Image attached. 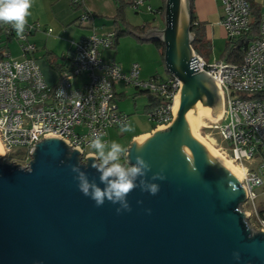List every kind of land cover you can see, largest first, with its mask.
Listing matches in <instances>:
<instances>
[{
	"label": "water",
	"instance_id": "1",
	"mask_svg": "<svg viewBox=\"0 0 264 264\" xmlns=\"http://www.w3.org/2000/svg\"><path fill=\"white\" fill-rule=\"evenodd\" d=\"M190 20L189 0H165L162 27L133 33L163 43L164 70L181 83L172 120L126 147L132 163H150L149 180L163 170L160 191L137 188L118 214L78 190L72 165L104 187L95 157L81 160L60 138L39 140L27 167L0 156V264H264V230L252 232L240 207L242 177L188 132V114L221 108L214 79L196 71Z\"/></svg>",
	"mask_w": 264,
	"mask_h": 264
},
{
	"label": "built area",
	"instance_id": "2",
	"mask_svg": "<svg viewBox=\"0 0 264 264\" xmlns=\"http://www.w3.org/2000/svg\"><path fill=\"white\" fill-rule=\"evenodd\" d=\"M143 0H131L137 8ZM75 3V1H74ZM223 26L226 38L245 33L250 26L252 6L249 0H221ZM78 24L92 23L93 15L82 10ZM38 23L27 22L22 37L11 25L0 23L6 37L16 38L21 58L6 54L0 58V146L1 158L12 164L27 167L35 144L45 137H57L70 148L79 150L81 160L91 155L84 151L93 132L106 133L109 128L124 125L128 115L117 109L114 87L117 82L152 93L158 103L146 111L152 124L166 126L173 118L172 104L179 93L180 81L174 76L141 78L140 67L134 62L127 72L101 52L112 46V33L89 34L77 41L64 55L65 61L55 83L43 77L33 53L36 50L29 36L39 30ZM51 31L46 29V33ZM197 72L210 75L221 98L220 115L212 120L211 129L220 141L219 149L242 170L241 183L246 192L245 201L254 206L255 187L264 190V13L258 18V36L243 49L239 63L221 59L207 62L193 48ZM85 80L77 81L80 76ZM62 91L63 94H60ZM259 96L253 97L252 95ZM22 149L20 164L9 157ZM249 161L253 166L246 167ZM244 201V202H245ZM255 208V207H254ZM256 213V209H255ZM264 230V220L259 219Z\"/></svg>",
	"mask_w": 264,
	"mask_h": 264
},
{
	"label": "crops",
	"instance_id": "3",
	"mask_svg": "<svg viewBox=\"0 0 264 264\" xmlns=\"http://www.w3.org/2000/svg\"><path fill=\"white\" fill-rule=\"evenodd\" d=\"M77 3L79 6L74 8L72 3ZM251 6L253 7V13H257L260 15L264 13V0H249ZM116 6L117 0H33V6L31 8V15L28 17L27 22L29 23H38L39 30L35 33L40 35H51V37L58 39V43L53 44L54 46L50 49H46V51L41 55L42 57L36 59L37 64L39 65L43 77L47 83L52 84L55 83L59 77L58 67L61 64V68L63 66V62L65 61L64 55L72 48L70 41H77L80 38L87 36L89 34L95 33L98 35H106L113 34V30L116 27V24L113 20V17L116 15ZM162 0H143V2L137 7L132 8L129 4L124 8V16L128 23L131 25L142 26L145 23H150L153 28H160L158 24V16L162 17ZM85 10L88 13L93 15L92 23L78 24L77 19L80 15L81 11ZM193 11L195 14L196 21L200 23L202 26L205 39L210 43L212 47V43L215 41L221 40L223 43V47L226 42V35L223 26L220 24V19L222 17V6L221 0H193ZM253 14L251 15V20L253 18ZM163 19V17H162ZM50 28L51 31L46 33V29ZM152 29V28H151ZM146 33V32H145ZM144 34V33H143ZM141 35V34H139ZM127 36H132L134 43L133 47L138 49H142V46H150L149 48H154L152 50V57L149 59H144L142 57L134 58V60H125L123 58L116 57V51L120 42L126 38ZM62 37H68L62 38ZM136 37L133 34H124L119 38V41L115 48L113 49V54H111L108 59L114 60L117 62L122 71L127 72L130 65L134 62L138 63L140 67L139 76L141 78H147L150 76H159L161 78H165L169 76V74L164 70L165 76H161L159 71L157 70V66L160 64L163 65L159 48L151 43L148 40L141 39ZM34 43V42H33ZM66 43V44H65ZM151 45H148V44ZM65 44L64 48L59 49L60 53H57V46H61ZM144 44V45H140ZM35 45V43H34ZM152 46V47H151ZM36 47V45H35ZM221 48V50L223 49ZM155 50V51H154ZM220 50V52H221ZM65 51V52H64ZM103 52H101L103 57ZM219 52V54H220ZM49 53V54H47ZM159 59V60H158ZM220 57L213 59L212 61L219 60ZM55 61L53 64L52 61ZM205 60V59H204ZM207 61V60H206ZM209 61V62H212ZM208 62V61H207ZM48 73V74H47ZM77 81L85 80V76H80L76 79ZM120 85V87H119ZM128 86V85H127ZM126 85L122 82H117L114 87L115 93V104L117 109L122 112V110L118 107V100L123 98L127 93L125 92ZM135 94V91L132 94ZM141 95V94H140ZM144 95V94H143ZM146 97V101L143 104V114L145 115V104L148 102V98ZM135 102V100H133ZM128 115V120L124 124V126L131 125L132 128L125 132L126 137L124 138V147L129 146V142L133 136H137L142 133H150L153 130L152 124L146 120V122L140 121L139 115H134L130 117L132 114L126 113ZM117 128V127H112ZM109 128L106 133L112 129ZM105 133V135H106ZM104 135V136H105ZM124 135V132H123ZM103 136V139H104ZM92 155L93 152H88Z\"/></svg>",
	"mask_w": 264,
	"mask_h": 264
},
{
	"label": "clouds",
	"instance_id": "4",
	"mask_svg": "<svg viewBox=\"0 0 264 264\" xmlns=\"http://www.w3.org/2000/svg\"><path fill=\"white\" fill-rule=\"evenodd\" d=\"M32 6L33 0H0V23L11 25L16 35L22 37ZM59 93L63 94L62 91ZM120 130L127 132L130 129L122 125ZM104 135L102 132H93L89 142V147L94 150L92 155L95 157L91 167L99 173L100 184L104 187L97 184L95 179L90 180L79 165H72L71 171L75 173L74 179L77 181L78 190L94 201L95 206L101 207L108 201L119 205L116 209L118 214L122 211L130 212L131 206L127 197L131 192L139 188L142 192L156 195L160 191V185L153 181H162L166 177L161 170L153 173L149 180L147 177L151 172L150 163L141 155H136L135 162L132 163L129 159V149L116 141H105ZM143 146V142L137 145V151H141ZM233 255L239 259V253Z\"/></svg>",
	"mask_w": 264,
	"mask_h": 264
},
{
	"label": "rangeland",
	"instance_id": "5",
	"mask_svg": "<svg viewBox=\"0 0 264 264\" xmlns=\"http://www.w3.org/2000/svg\"><path fill=\"white\" fill-rule=\"evenodd\" d=\"M158 20V24L160 26L163 25V21H162V17L158 16V18L156 19ZM62 38H67L68 37H62ZM29 41L30 42H34L36 45V50L33 53V56L36 57L37 59L41 58L42 54L46 51V49H50L51 47H53L55 43H58V39L56 40L55 38L51 37V35H40L39 33L34 34V35H30L29 36ZM133 37L132 36H127L126 38H124L120 44L118 45L117 51H116V57L117 58H123L125 60H134L136 61L137 59H134L136 57L140 58H144L149 59L152 57V50L154 48H149L148 47H144L142 49H138L136 47H133ZM66 44V43H65ZM65 44L61 45V46H57V53H60L61 48L65 47ZM148 44V43H147ZM140 45H144V44H140ZM151 45V44H148ZM152 47V46H151ZM223 47V43L221 42V40L219 41H215L212 43V47H211V51L208 55L204 56L205 60L212 61L213 59L217 58L219 56V52L221 50V48ZM7 51V50H6ZM155 51V50H154ZM65 52V51H64ZM113 49L109 48V49H105L103 52V58L104 59H108L107 57H109L111 54H113ZM8 55L11 58H21V51H20V45L18 40L14 37L12 38L9 43H8ZM159 60V59H158ZM157 70L159 71L161 76H165V72L163 71V65L160 64V60H159V65L157 66ZM48 74V73H47ZM120 87V85H119ZM135 91V88L133 86L130 85H126L125 87V92L127 93L123 98H121L120 100H118V107L120 110H122V112L124 113H132L129 116L132 117L135 114L140 116V121L142 122H146L147 118L144 116L143 114V104L146 101V97L143 94H137L135 96H133V92ZM135 100V102L133 101ZM214 112L220 111L218 110H214ZM212 120L207 119L206 117H198L197 118V126L198 127V131L200 133V136L203 140V142L211 145L212 147L218 149L221 153L222 151L219 149L220 146V141L218 136L215 134V131H213L210 127V125L212 124ZM129 128H132V126L130 125ZM121 126L117 127V128H112L110 129L106 135L104 136V140L111 142V141H116L118 143H121L124 146V138L126 137V133L121 132ZM84 151L86 153L88 152H93L94 150H92L89 145H87L84 148ZM13 156L16 157H9L10 159L15 160L16 162H19L20 164H27V161H23L20 158H18L20 155L23 154V150L22 149H17L16 151H14ZM224 154V153H223ZM226 156V155H225ZM227 157V156H226ZM123 162V158L122 161ZM243 165L246 167H251L253 166V163H249V161H245L243 162ZM253 191L256 193V198L254 201V206L252 204H249L248 202H244L241 203V209L242 211L245 212L246 214V222L249 226V229L252 232L257 231L258 229H260V227L262 226V224L260 223L259 219L256 216L255 213V208L257 207V205L260 203V201L264 200V190H262L260 187H255L253 189Z\"/></svg>",
	"mask_w": 264,
	"mask_h": 264
},
{
	"label": "trees",
	"instance_id": "6",
	"mask_svg": "<svg viewBox=\"0 0 264 264\" xmlns=\"http://www.w3.org/2000/svg\"><path fill=\"white\" fill-rule=\"evenodd\" d=\"M164 1L165 0H162V6H161L162 17H163V11H164ZM130 3H131V0H117L116 15L113 17L116 27L114 28L113 34H112L111 48H115V46L117 45L119 41V38L123 36L124 34H133V33L143 34L147 32L149 29L154 27L150 23H145L142 26L131 25L130 23H128L124 16V8L126 7L127 4L130 5ZM72 4L74 8H77L79 6V4L77 3H72ZM189 9H190V16H191L190 31L193 34V40L191 42V47L197 54H199L203 59H205L204 56L208 55L211 51V45L205 39L202 26L200 25L199 22L196 21L195 14L193 11V0H189ZM252 14L254 16L252 20L250 21L249 29L245 33L235 38H226L227 40L225 42V45L219 54V57L221 60L229 62V63H239L241 61V58L243 55V49L246 46V44L250 40L257 38L259 15L257 13L256 14L253 13V7H252L251 15ZM10 40H11L10 37H6L0 30V58H2L6 54V50H8V43ZM148 41L155 44L159 48L160 58L163 63V50H164L163 43L159 41L158 39H156L155 37L149 38ZM52 63L54 64L55 61L53 60ZM58 70L60 72L61 64L59 65ZM135 94H144L147 96L148 102L145 104V112L153 108L158 103V98H156L150 92L135 89ZM114 96H115V93H114ZM252 96L257 97L259 95L255 94ZM255 209H256L257 218L264 220V200L260 201V203L257 205V207H255Z\"/></svg>",
	"mask_w": 264,
	"mask_h": 264
},
{
	"label": "bare ground",
	"instance_id": "7",
	"mask_svg": "<svg viewBox=\"0 0 264 264\" xmlns=\"http://www.w3.org/2000/svg\"><path fill=\"white\" fill-rule=\"evenodd\" d=\"M177 108H178V94H176V96H175V98L173 100V104H172V111H173L174 115L177 112ZM219 115H220V111L214 112L213 109L211 107H209V106H206V108L203 111L199 112V113H190V114H188L187 115V119H188V132L192 133L196 137L197 140H199L206 147H208L213 152H215L216 155L222 161H224L226 164H228L235 172H237L242 177V170H241V168L239 166H237L235 163H233L228 157H226L218 149H216V148L212 147L211 145L203 142V140H202V138L200 136V133L198 131V127H199V126H197V118L198 117H206L209 120H214V119L218 118ZM0 152L2 153L1 146H0Z\"/></svg>",
	"mask_w": 264,
	"mask_h": 264
}]
</instances>
